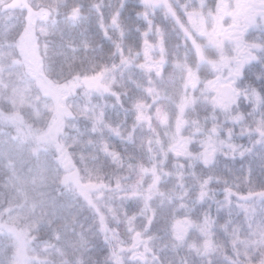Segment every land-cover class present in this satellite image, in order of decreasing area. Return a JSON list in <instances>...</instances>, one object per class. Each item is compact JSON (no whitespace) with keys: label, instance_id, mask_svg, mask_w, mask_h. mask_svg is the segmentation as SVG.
Masks as SVG:
<instances>
[{"label":"snow or ice","instance_id":"obj_1","mask_svg":"<svg viewBox=\"0 0 264 264\" xmlns=\"http://www.w3.org/2000/svg\"><path fill=\"white\" fill-rule=\"evenodd\" d=\"M0 90V264H264V0H0Z\"/></svg>","mask_w":264,"mask_h":264},{"label":"trees","instance_id":"obj_2","mask_svg":"<svg viewBox=\"0 0 264 264\" xmlns=\"http://www.w3.org/2000/svg\"><path fill=\"white\" fill-rule=\"evenodd\" d=\"M6 3L15 4L16 0H6ZM178 78H179V74H177V79ZM5 99H7L8 101L7 104L4 103ZM9 106L17 110V112L14 114H18V110L21 108H23L26 114H28V112L30 111L29 102L24 98L22 93H19L14 90L9 93V96L7 98H5L2 94V90H0V110H3L4 113L6 114ZM166 118H167L166 115L162 114L160 117V123H164L166 121ZM153 124L154 125L156 124L155 120L153 121ZM147 139L148 137H147V128H146L144 132L145 145Z\"/></svg>","mask_w":264,"mask_h":264}]
</instances>
